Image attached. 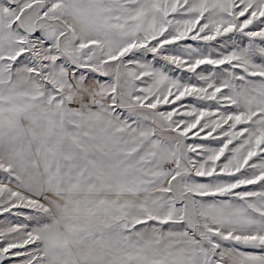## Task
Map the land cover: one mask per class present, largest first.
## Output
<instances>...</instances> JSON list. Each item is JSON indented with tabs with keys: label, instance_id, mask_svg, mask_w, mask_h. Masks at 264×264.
<instances>
[{
	"label": "snow or ice",
	"instance_id": "obj_1",
	"mask_svg": "<svg viewBox=\"0 0 264 264\" xmlns=\"http://www.w3.org/2000/svg\"><path fill=\"white\" fill-rule=\"evenodd\" d=\"M0 264H264V0H0Z\"/></svg>",
	"mask_w": 264,
	"mask_h": 264
}]
</instances>
